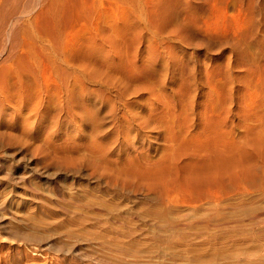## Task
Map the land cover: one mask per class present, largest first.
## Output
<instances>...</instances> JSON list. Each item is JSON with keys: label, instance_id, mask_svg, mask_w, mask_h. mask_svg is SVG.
Here are the masks:
<instances>
[{"label": "rangeland", "instance_id": "obj_1", "mask_svg": "<svg viewBox=\"0 0 264 264\" xmlns=\"http://www.w3.org/2000/svg\"><path fill=\"white\" fill-rule=\"evenodd\" d=\"M5 1L0 201L12 202L7 220L25 227L37 217L46 220L40 234L49 233L57 221L33 199L56 205L59 191L80 200L91 194L99 215L63 203L100 221L85 230L144 232L149 244L168 246L175 236L149 215L194 213L184 202L195 189L189 178L204 167L197 157L224 150L231 165L223 182L230 190L255 187L249 171L264 174V0ZM18 29L12 53L9 34ZM52 47L67 50V89ZM247 194L230 195L226 212L264 206L259 193ZM14 244L31 263L70 258L46 241Z\"/></svg>", "mask_w": 264, "mask_h": 264}, {"label": "bare ground", "instance_id": "obj_2", "mask_svg": "<svg viewBox=\"0 0 264 264\" xmlns=\"http://www.w3.org/2000/svg\"><path fill=\"white\" fill-rule=\"evenodd\" d=\"M6 1L4 4H6ZM4 7L7 11L10 6L7 7L6 5ZM4 7H2L3 10ZM18 12L20 13V11ZM6 19L3 20L6 21ZM3 25L0 26V37L4 34V27H7V25ZM19 29L15 33L9 34L8 40L11 52L13 50L15 52V49H17L16 36ZM0 44H2V40ZM51 54L55 57V60L59 58L64 64L62 71L63 84L67 89L69 77L67 50L63 48L55 51L52 47ZM64 100L67 103L69 102L67 94H65ZM217 151L218 149L216 152L213 149V151L205 152L200 158L196 156V162L198 161L196 166L202 164L204 167L202 166L203 169H199L201 171L198 170L199 172L192 173V176L190 175L191 172L188 173L195 189H192L184 205L189 209H193V214L180 216L181 213L175 217H168L165 214L158 215L155 212L149 215L153 220H158L160 223L159 228L164 234L176 237H173L172 245L149 244L148 240L151 236L144 232H116L113 229L100 232L98 229L92 231L93 228L91 231L90 229L85 230L86 225L100 228V221L97 223L92 222V218L87 216L89 214H75L74 211H70L63 204L64 201L74 203L78 207L90 208L97 215L100 214V202H97V199L91 194L80 200L74 194L67 196V192L65 194V192L59 191V195L62 197L61 204H46L36 198L32 200V205L37 206L41 213L49 219L57 221L53 228L49 227V233L44 231V234H40L39 229L46 220H37L36 217L35 220H24L22 224L25 227L18 226L12 220H7L12 202L9 199L0 201V264H35L27 258H22L21 253L18 251L19 246L14 244L22 239L46 241L50 249L56 251V253L70 256V260L66 259L64 264H263L264 255H260V253L264 252V206L249 213L234 214L226 212L225 207L227 204L225 201L231 197L230 195H244L245 193H248L247 195L259 193V196L264 197V174L260 175L252 169L249 171L248 176L253 180L254 188L230 190V185L223 182V177L227 174L226 171H229L231 159L228 153V156L225 153L223 154L224 150ZM216 169L220 170L216 171ZM222 194L227 197H222ZM160 202L167 208L172 204L169 199H162ZM75 208L77 209V207ZM38 264L60 263L45 262Z\"/></svg>", "mask_w": 264, "mask_h": 264}]
</instances>
